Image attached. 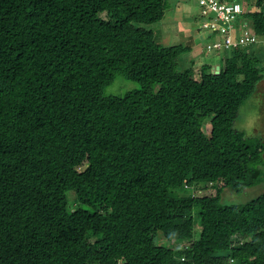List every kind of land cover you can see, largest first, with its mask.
Here are the masks:
<instances>
[{
  "label": "trees",
  "instance_id": "obj_1",
  "mask_svg": "<svg viewBox=\"0 0 264 264\" xmlns=\"http://www.w3.org/2000/svg\"><path fill=\"white\" fill-rule=\"evenodd\" d=\"M255 6L239 20L262 38ZM167 9L0 0V264H264V190L223 201L264 179V140L234 126L264 70L240 49L179 69ZM117 74L137 86L106 93Z\"/></svg>",
  "mask_w": 264,
  "mask_h": 264
},
{
  "label": "rangeland",
  "instance_id": "obj_2",
  "mask_svg": "<svg viewBox=\"0 0 264 264\" xmlns=\"http://www.w3.org/2000/svg\"><path fill=\"white\" fill-rule=\"evenodd\" d=\"M168 1V7L170 6V2H172V10H167L164 18L165 20H168L169 17H172V13L175 15L177 14L179 17H182L181 19L178 18V20H182L183 18L186 20H191V21H199V18L196 16V19L194 16H192V13L196 11L198 3L197 0H184L182 3V0H180L177 5H174V2L177 0H167ZM239 2H243L244 7L247 8V6L252 5V2L254 0H238ZM181 2V3H180ZM197 5V6H196ZM181 7L184 9L185 12H182ZM180 8V9H179ZM172 11V13H171ZM180 11V12H179ZM182 13V14H181ZM171 20V19H170ZM199 24V23H198ZM155 26V24H154ZM155 37V34H154ZM156 39V37H155ZM261 41V44L264 45V36L262 38H259ZM173 40L171 39L170 42ZM186 42V41H185ZM204 41V45L205 46ZM184 43V40L182 41ZM263 45L260 46V49L263 50ZM258 47L253 48L252 51L253 53L258 52ZM226 51L221 50L218 52H215L214 50L211 51H204L202 53V57L205 59V61H208L210 63H222V59L225 56ZM260 57L262 56L260 52H258ZM190 54L185 51L182 54V58L184 57V60L178 65L179 69H183L184 67L190 65L189 63V56ZM201 57V58H202ZM257 58L259 57L258 55L256 56ZM203 59V60H204ZM264 59V58H263ZM262 58H258V61L263 63ZM201 66L202 65H194V70H195V75L194 77L200 78L202 76V71H201ZM261 67V69L264 70V66L258 65ZM137 86V83L128 80L124 78L121 74H117L111 84H109L105 88L106 93H122L123 91L133 88ZM239 116L234 122V126L240 130H242L246 136H253V137H259L264 140V76L257 82L256 88L254 92L247 98V100L241 105L240 110H239ZM203 129L206 133L209 132L210 126L208 122H205L203 125ZM262 157L264 161V152H262ZM263 169H264V162H263ZM223 182H219V184H222ZM212 184L209 182L201 191V193L209 194L213 193L214 189L211 186ZM182 189H186L184 185L181 187ZM179 190H181L179 188ZM262 190H264V179L259 182L258 184L254 185L253 187L244 189L239 192H233L230 190H223V201L225 202H230V203H240L244 200H247L251 196H255L256 194L260 193ZM68 200H69V205L71 207H74L77 205L75 194L72 191H68ZM84 206L85 205H82ZM194 230L196 233L199 230V226L196 222ZM161 237V236H160ZM159 243L163 244H169L173 246H179L185 243L184 241H175V242H170L167 243V241L164 238L159 239Z\"/></svg>",
  "mask_w": 264,
  "mask_h": 264
},
{
  "label": "built area",
  "instance_id": "obj_3",
  "mask_svg": "<svg viewBox=\"0 0 264 264\" xmlns=\"http://www.w3.org/2000/svg\"><path fill=\"white\" fill-rule=\"evenodd\" d=\"M197 3L198 28L207 34L206 51L240 49L248 52V47L259 40L252 28L239 20L243 12L239 1L197 0ZM233 262L234 259L230 258L229 263Z\"/></svg>",
  "mask_w": 264,
  "mask_h": 264
},
{
  "label": "crops",
  "instance_id": "obj_4",
  "mask_svg": "<svg viewBox=\"0 0 264 264\" xmlns=\"http://www.w3.org/2000/svg\"><path fill=\"white\" fill-rule=\"evenodd\" d=\"M179 1L180 0H177L176 2H174V5H177L176 3H178ZM183 1L184 0H182V3ZM223 1H232V0H223ZM241 4L243 7V11H253L254 9L257 8L255 6V0L252 2V5L247 6V8L244 7L245 5H243V2ZM167 10H172V2H170V6L168 7ZM181 10L182 12H185L182 7H181ZM197 13H198V6H197L196 11L192 13V16H194L195 19H196ZM178 18L181 19L182 17H179L177 14L175 15L174 13H172V17H169L168 20H165V18L163 17V19L159 21L158 23H156L155 26L153 25V30H154L156 40L159 43L164 44V45L175 44L179 42L182 43V41L184 40L183 44H185L188 47L187 52L190 54L189 63L192 64L193 68H194V65H197V64L202 65V66L210 65L215 70V67L217 65L219 66L220 64L210 63L208 61H205V59L202 57V53L206 51L203 45H204V41H206L207 34L198 28V21L195 20L193 22L191 20H186L184 18L180 21L178 20ZM171 39L173 40L172 42H170ZM262 45L263 44H261V41L258 40L255 44H252L250 47H248V52L253 54L254 56L258 55L259 59L260 58L263 59L264 49L263 50L260 49V46ZM256 47H258L257 49H258V52L261 53L262 55L261 57L258 54L257 50L255 53L250 51ZM263 48H264V45H263ZM215 52H218V50H215ZM259 65L264 66V61L263 63L259 62ZM202 66H201V70H202Z\"/></svg>",
  "mask_w": 264,
  "mask_h": 264
},
{
  "label": "water",
  "instance_id": "obj_5",
  "mask_svg": "<svg viewBox=\"0 0 264 264\" xmlns=\"http://www.w3.org/2000/svg\"><path fill=\"white\" fill-rule=\"evenodd\" d=\"M218 69H219V66L217 65V66L215 67V72H218Z\"/></svg>",
  "mask_w": 264,
  "mask_h": 264
}]
</instances>
